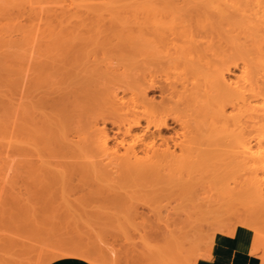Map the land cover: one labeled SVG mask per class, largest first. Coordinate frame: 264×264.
<instances>
[{"label":"bare ground","instance_id":"bare-ground-1","mask_svg":"<svg viewBox=\"0 0 264 264\" xmlns=\"http://www.w3.org/2000/svg\"><path fill=\"white\" fill-rule=\"evenodd\" d=\"M263 161L264 0H0V172L29 182L26 221L118 225V209L94 215L64 196L47 210L32 204L75 180L117 207L138 190L171 198L132 210L148 221L142 248L154 264H211L225 259L188 262L184 240L210 224L212 235L222 231L221 208L238 198L254 211L246 218L260 220ZM228 176L233 186L196 194ZM95 237L96 248L116 252ZM64 257L99 263L78 248L45 264Z\"/></svg>","mask_w":264,"mask_h":264},{"label":"rangeland","instance_id":"rangeland-1","mask_svg":"<svg viewBox=\"0 0 264 264\" xmlns=\"http://www.w3.org/2000/svg\"><path fill=\"white\" fill-rule=\"evenodd\" d=\"M110 129V136L114 139L116 129L114 127H110ZM7 174L6 172H0V177L1 179L3 178L2 180L0 179V264H45L50 253L61 251L68 252L74 249L78 250V248L86 249L94 258L99 260L98 264H154V261L149 257L151 254L148 252L147 248L143 247L146 250L142 248V246H145V241L141 237L143 234L141 231L148 221L143 218L133 217L132 210L136 209L146 212V206L149 203L156 206L160 202L159 204L162 205L166 201H171V198L153 202L152 200L142 198L139 196L140 193H137L138 190H135L132 198L118 199L117 207V205H113L105 198L98 199V195L102 194L98 186H87V184L79 183L75 180L67 186L65 185L63 188L59 186L60 189L57 187L55 190L52 188V190H42L40 195L37 196L39 198L33 201L34 204H32V208L43 211L45 209H50V207H54L58 203L61 205L60 196H64L68 198L67 202L73 209L90 210L94 215L96 211L100 213L110 211L112 208L118 209V225L115 221H106L108 219H98V217L94 220L91 219V217H89V220L87 217L88 220L85 218L82 220L79 219L76 222L71 219L70 220L73 222L68 219H39L40 222L35 220L36 222L34 223V221L32 222L31 220V222L29 220L26 221L25 217L22 216L23 199L27 194H32V188H29L28 185L29 182L23 179L21 177L22 175H18V178L16 176L12 177L10 173ZM8 176L10 177L8 178ZM13 178L17 179L13 180ZM232 179L233 177L231 178L228 176L217 179L221 182H205L198 187L196 194L204 197L216 195L221 192L220 184L222 185L224 181L228 182L229 186H233L231 183ZM5 180L11 182L8 183V181L6 182ZM46 192L52 195L53 198L48 200ZM233 205L234 206H230L229 204V206L227 205L221 208L222 212L219 219L221 220L220 222L223 223V232L218 231L215 235H212L211 233L215 226L210 224L211 226L207 225L209 229L205 226V230L200 231V233H195L194 236L190 235L186 238L187 241L184 240V244H186V242L191 243L190 246L187 244L185 248L186 251L188 250L187 253L186 251L183 253L186 259L192 258V255L193 257L211 255L219 244L226 241H237L241 239L247 244L246 233L250 236L251 247H253L251 253L264 256V214L258 217L260 220H258L257 217H254L256 219H251V217H249L250 219L246 218V216H250V214L254 213V211L252 212L251 209L248 208L246 198H238V200L233 202ZM247 219L249 221H247ZM252 220L254 221L252 222ZM170 221H173V219ZM183 224L184 223H182V225ZM40 229L42 230L38 233ZM52 234L54 235L52 236ZM97 234L104 242L107 241L106 243L113 247V251H116L114 254L113 252L110 254L109 251L106 252V250H99L94 246L96 243L95 235ZM39 249L42 250L40 254L38 253ZM9 250L15 251V254L9 256L10 260L8 262L2 263V257ZM71 259L77 260L83 264H92L78 257H64L48 264L74 263ZM192 261L193 258L188 262Z\"/></svg>","mask_w":264,"mask_h":264},{"label":"crops","instance_id":"crops-1","mask_svg":"<svg viewBox=\"0 0 264 264\" xmlns=\"http://www.w3.org/2000/svg\"><path fill=\"white\" fill-rule=\"evenodd\" d=\"M246 238L248 242L247 243L248 248L244 250L236 247V241L223 242L219 244L218 247L215 248V251L214 253L211 254V256L213 257L221 256L225 260L214 258L211 264H264V256H260L259 254L257 255L255 253L252 254L249 251L251 247V240H250V236L247 233H246Z\"/></svg>","mask_w":264,"mask_h":264}]
</instances>
